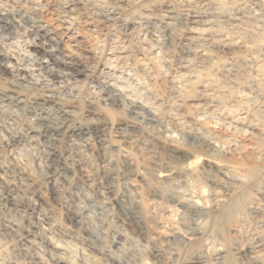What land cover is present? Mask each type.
Returning <instances> with one entry per match:
<instances>
[{
	"label": "clouds",
	"instance_id": "1",
	"mask_svg": "<svg viewBox=\"0 0 264 264\" xmlns=\"http://www.w3.org/2000/svg\"><path fill=\"white\" fill-rule=\"evenodd\" d=\"M0 264H264V0H0Z\"/></svg>",
	"mask_w": 264,
	"mask_h": 264
}]
</instances>
